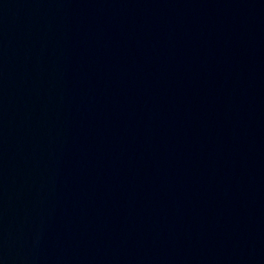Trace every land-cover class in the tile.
<instances>
[{
	"label": "water",
	"instance_id": "95a60500",
	"mask_svg": "<svg viewBox=\"0 0 264 264\" xmlns=\"http://www.w3.org/2000/svg\"><path fill=\"white\" fill-rule=\"evenodd\" d=\"M0 264H264V0H0Z\"/></svg>",
	"mask_w": 264,
	"mask_h": 264
}]
</instances>
